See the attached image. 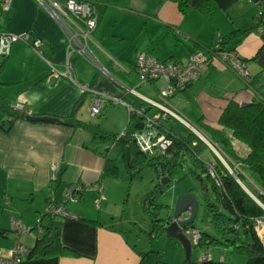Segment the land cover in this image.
<instances>
[{"label": "crops", "instance_id": "0c3cea01", "mask_svg": "<svg viewBox=\"0 0 264 264\" xmlns=\"http://www.w3.org/2000/svg\"><path fill=\"white\" fill-rule=\"evenodd\" d=\"M4 1L0 0V31L27 32L30 39H40L41 45L37 51L21 40L11 45L0 73V97L10 105L25 104L33 115L54 116L59 120L73 115L80 119L77 109L86 94L81 91L80 84L87 83L74 70L76 58L73 59L72 68L77 82L64 76L50 75L51 66L61 69L66 57V38L62 26L50 15L42 0H9V7L5 11L2 10ZM199 1L189 0L185 14L179 11L174 0H167L161 5L156 0H128V10L147 15L149 21L158 22L161 32L172 30L177 42L186 44L184 57L172 52L167 58L163 54L161 58L154 56L161 60L183 63L197 49L196 45L212 44L218 36L227 37L238 30L237 35L227 40L225 47L235 50L244 59L249 74L252 77L259 74L260 82H264V40L256 31L255 20L257 0H209L215 6L210 17L196 8ZM93 44L97 60L108 65L107 77L112 81L97 76L90 85L92 88L104 89L117 96L125 94L122 98L138 107L145 104L128 93L127 87H135L139 93L153 98L163 86L158 82L160 79L142 84L132 83L134 61H127L128 55L121 58L130 68L126 70L115 59L116 56L123 57L121 53L117 52L114 56L111 52L103 51L95 42ZM139 51L152 55L146 48ZM113 74L125 83L113 77ZM254 96V90L234 71L216 63L205 67L198 80L171 96L170 105L184 118L196 119V124L207 133L205 127L221 128L218 118L230 100L239 104L250 103ZM147 113L154 115L156 111L148 108ZM162 123L173 132L168 119ZM203 134L210 139L208 133ZM233 144L241 156L246 155L248 148L243 143L234 139ZM105 147L99 150L87 130L74 129L60 121L34 122L25 118L9 125L8 116L0 110V257L5 256L18 241L12 221L19 220L31 229L53 202L63 204L68 212L77 216L73 219L55 217L61 243L76 255L23 258L18 264H138L141 254L152 246L145 244L137 248L125 231L118 228L121 220L116 222L114 216H106L100 206L101 201L109 195L106 189L108 183L100 177ZM112 148L114 146L110 150ZM54 163L58 166L52 178L50 167ZM247 180L249 186L257 187L250 179ZM76 185L84 189L78 199L81 202L68 205L63 193L66 194ZM241 185L250 193L244 183L241 182ZM46 221L47 216H44L42 224ZM259 228L257 234L264 244V219ZM36 236L35 231L24 233L20 235L19 242L27 249L31 248ZM174 261L180 262L177 259Z\"/></svg>", "mask_w": 264, "mask_h": 264}, {"label": "trees", "instance_id": "16d2710c", "mask_svg": "<svg viewBox=\"0 0 264 264\" xmlns=\"http://www.w3.org/2000/svg\"><path fill=\"white\" fill-rule=\"evenodd\" d=\"M57 1L64 2L65 0ZM77 1L93 6L97 14V24L106 9L110 7L130 8L128 0ZM165 1L167 0H156L159 5ZM174 1L177 2L179 11L185 14L189 8V0ZM196 8L206 17H210L215 10V6H212L209 0H200L196 4ZM237 32L238 30H235L227 37H220L221 41L219 42L216 40L209 45H196L195 48L214 54L226 48L225 43L227 40L237 35ZM95 50L96 48H94ZM6 57L0 58V73L3 70ZM102 65L107 70L109 69L107 64ZM97 76L98 71L94 73L89 85H93ZM245 83L255 92V96L251 102L248 105L241 106L238 102L230 100L218 118V124L221 128L205 127L210 140L219 146L218 148L223 153L225 160L232 170L230 172L219 158L211 159L214 160L215 169L219 176L218 183L209 175L206 169V161H203L200 157L202 150L206 148L207 144L191 130L188 131L185 137H181L173 133L169 127L164 126L162 123L160 129L162 130L164 127L162 131H165L166 135L170 138V144L164 153L150 154L139 147L134 137L135 131L143 127V116L137 113L129 112L126 125L120 133L104 131L97 124L84 122L73 115L63 117L59 121L74 129L83 128L90 132L96 143L107 144L102 152L104 156V164L100 175L102 179L120 177L116 158L109 156L112 146L118 148L120 156L123 159L126 177L129 181L138 176L145 166L153 168L159 179L162 178V175L171 180L182 179L185 175L181 169L182 162L186 159L190 160L194 165L193 168H190V171L196 174L198 180L201 182V187L205 190L207 189L203 178H206L210 184L214 201H211L207 194L204 195V201L210 213V221L219 227L221 231V236L217 238L204 230L196 228L200 233L197 246L206 248L204 251L206 253L209 252L208 249L212 245L227 247L231 251L246 254V264H264V244L257 234L255 221L264 216V90H262L264 82H260L259 74H256L253 77L251 76L250 80ZM120 97H125V94ZM148 108L145 107V113H147ZM0 110L8 116L9 125L18 119L26 118L23 112L15 110L13 105L7 103L2 97H0ZM234 139L243 143L248 148L246 155L241 156L237 152L233 144ZM247 179H250L257 187L249 186ZM241 182L245 184L252 195L242 187ZM161 184V181L156 183L154 188L144 196V211L149 214L154 213L148 206L153 204L152 200L155 194L160 191L159 186ZM83 190V187L78 190V199ZM44 216H47V221L42 224ZM42 218L31 227L32 231L37 232V236L33 246L28 248V252L24 258L76 255L72 249L61 243L58 221L54 217H50L47 211ZM75 218H77L76 215ZM169 220L170 218H155L154 228L150 234L155 236L156 232L154 233V230L159 226L164 230ZM189 226H193V224ZM138 264L167 263L162 261L158 250L148 249L141 254ZM176 264L227 263L223 260L214 261L211 258L203 260L194 259L190 254L189 259Z\"/></svg>", "mask_w": 264, "mask_h": 264}, {"label": "rangeland", "instance_id": "374dc122", "mask_svg": "<svg viewBox=\"0 0 264 264\" xmlns=\"http://www.w3.org/2000/svg\"><path fill=\"white\" fill-rule=\"evenodd\" d=\"M148 19L147 15L137 13V11L133 12L117 7L108 8L102 16L100 26L97 28L95 34L92 33L91 38L103 51L107 53L111 52L114 56L117 52L121 53L120 56L123 57L116 56L115 59L117 62H121L123 68L126 70L130 68L128 69L126 61L121 60V58H126L128 55L129 57L126 60L133 62L137 52L143 48L149 50L152 56H158L160 58L163 55L164 58H167L171 52L176 53L179 57H184L186 54V44L184 42H177L172 30L166 29L161 32L158 22L151 19L149 21ZM17 41L20 40H16L15 42ZM101 65L96 57L95 63L85 58H76L74 70L80 74L79 77L87 84L93 78V74L96 71H98L99 78L103 77L105 80L112 81L111 78L107 77L108 75L106 73L101 71ZM112 76H116V79L125 83L116 74ZM130 81L134 84L140 83L136 72L131 74ZM158 82L160 84L162 83L161 85L165 83L163 79L158 80ZM143 85L147 86L146 84ZM97 90L106 91L104 89ZM90 104L91 95L90 93H86L77 109V115L82 121L97 124L102 130L107 132H122L128 117V111L125 106L108 104L103 107L101 113L92 115L89 111ZM187 119L198 126L203 133L207 134L196 124V119ZM168 120L169 126H172L173 132L178 134V136H186L188 134L189 128L186 125L176 121L174 118H169ZM210 143L217 149L219 155L207 145L200 154L202 160L208 161L212 158H219L220 160H224L226 165L229 166L223 153L218 148L219 146L212 141ZM97 147L99 150H102L105 144L97 143ZM110 152L111 156L116 158L120 177L114 179L105 178L108 184L107 188H104L109 190V195L106 196V200L101 201L100 206L106 216H114L116 222L121 220L122 224L118 228L125 231L130 242L135 244L137 248L145 244L152 246L151 249L160 252L162 261L172 262L171 264L178 263H175V259L180 262L186 259L181 243L169 239L165 234V230L161 229L160 226L154 230V233L156 232L155 236L150 234L154 228V219L157 217L160 219L171 218L177 196L184 193L195 196L198 201L196 214L192 223L193 226L198 230L208 232L214 237L218 238L221 236L220 228L210 221V213L204 201L205 194L209 196L211 201H214L210 184L206 178H203L207 189L205 190L201 187V182L198 180L196 174L190 171V168L194 167L190 160L186 159L182 162L181 169L185 173L182 179H172L168 183L159 186L160 191L155 194L152 200L153 204L149 203L150 205L148 206L154 213L149 214L144 211V196L154 188L156 183L161 181L156 171L150 166H145L138 176L129 181L126 177L123 159L120 156L118 148L114 147ZM80 202L81 200L67 201L68 205L78 204ZM184 215L185 213H183ZM205 250L206 248L203 247L192 246V258L197 259L201 252ZM208 250L210 256H212L210 258L214 261L223 260L227 264H246L247 262L246 254L231 251L227 247L212 245Z\"/></svg>", "mask_w": 264, "mask_h": 264}, {"label": "built area", "instance_id": "2783aa9c", "mask_svg": "<svg viewBox=\"0 0 264 264\" xmlns=\"http://www.w3.org/2000/svg\"><path fill=\"white\" fill-rule=\"evenodd\" d=\"M48 12L54 17L62 26L66 38V57L62 64V68L52 65L50 75L54 77L64 76L72 82H77L73 73V59L85 58L95 63L94 42L91 38L97 26V14L92 5L88 3L78 2L77 0H65L60 2L57 0H42ZM9 7V0L2 3V10H7ZM256 31L262 39H264V0L256 1ZM16 40L25 41L34 50H38L41 41L38 38L30 39L27 32H6L0 31V58L7 56L10 52L11 45ZM217 41H221L220 36ZM219 47V46H216ZM219 63L224 68L231 69L245 82L250 80L251 75L246 68L245 61L236 53L235 50L223 48L214 54L207 53L204 50L196 49L190 53L185 62H177L173 60H161L145 51H138L134 62V70L139 78L140 83H147L156 81L158 79L164 80V85L159 89L155 97H147L139 93L135 87H127V92L135 95L145 105L135 107L126 102L120 96L113 95L107 91L97 90L92 88L89 84H80L83 93H90L91 104L89 111L92 115H97L101 112L103 107L107 104H122L126 106L129 112L137 113L143 116V127L136 130L134 133L135 140L139 147L150 154L164 153L170 144V138L165 131L160 129L162 121L169 118L186 125L189 130L193 131L197 136L204 140L207 145L219 155L217 149L210 143L211 140L203 134V132L192 122L180 115L170 105V97L177 92L185 89L189 84L199 79L205 67L213 66ZM101 71L108 74V70L101 65ZM14 109L23 112L26 116L32 115V111L23 103H16L13 105ZM145 107L154 108L156 113L149 115L145 113ZM222 160V159H221ZM224 165L232 172L231 168ZM57 164L51 165L52 178ZM206 169L211 177L216 182L219 181L218 173L216 172L214 160L206 161ZM82 188L76 185L64 196V201L78 200V190ZM101 189V188H100ZM47 213L50 217L75 218L73 213L68 212L63 204L51 202ZM182 219V216L179 217ZM264 216L256 219V229L260 227ZM12 228L15 230L18 237L17 243L8 249L5 256L0 257V264H18L28 252V249L22 246L19 242L20 235L24 233H32L33 231L26 228L21 221L13 220ZM260 229V228H259ZM183 233L189 238L191 247L197 246L200 239L199 231L193 226L183 228ZM210 258L209 252H201L198 256L199 260Z\"/></svg>", "mask_w": 264, "mask_h": 264}, {"label": "water", "instance_id": "95a60500", "mask_svg": "<svg viewBox=\"0 0 264 264\" xmlns=\"http://www.w3.org/2000/svg\"><path fill=\"white\" fill-rule=\"evenodd\" d=\"M248 104H249L248 102L240 103L241 106H245ZM26 119L28 121H34V122H39V121L57 122L59 121L58 117L47 116V115H33V114L26 116ZM170 180H171L170 178L166 177L165 175H162L161 183L165 184V183H168ZM197 204H198V201L196 197L191 194L184 193V194H180L179 196H177L176 202L173 208L172 216L170 220L166 223V226L164 228L165 234L167 237L174 238L175 240L181 243L184 249V252H185L186 259H189L190 254H191V243H190L189 238L183 233V228L193 223L196 210H197ZM183 213H185L184 216H183ZM180 216H182V219L179 218Z\"/></svg>", "mask_w": 264, "mask_h": 264}]
</instances>
